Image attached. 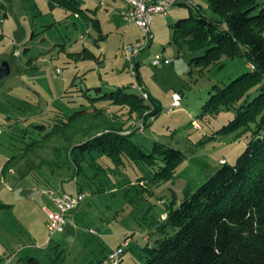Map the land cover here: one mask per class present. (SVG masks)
I'll use <instances>...</instances> for the list:
<instances>
[{
    "label": "rangeland",
    "instance_id": "1",
    "mask_svg": "<svg viewBox=\"0 0 264 264\" xmlns=\"http://www.w3.org/2000/svg\"><path fill=\"white\" fill-rule=\"evenodd\" d=\"M193 1L202 14L217 17L207 1ZM123 3L80 0L87 17L50 8L46 0L7 4V18L0 21V63L10 66L9 75L0 80V258L11 256L12 264H25L19 259L24 255L36 257L40 264H105L98 263L100 257L124 240L122 264H142V247L159 237L153 225L166 214V207L173 200L176 206L220 163L233 164L248 141V131L220 132L235 116L232 108L200 116L213 85L222 86L251 69L245 58L222 57L219 65L195 66L192 59L203 49L191 53L172 41V24L188 17L187 6L175 5L165 15H152L150 43L136 58L131 74L123 48L144 38L136 24L121 17ZM92 19H97L98 28ZM154 54L170 63L152 65ZM56 68L60 74L53 76ZM136 76L147 93L148 99H142L150 104L140 117L129 115L127 107L81 95L87 88L93 96L94 87L129 85ZM126 91L137 93L131 87ZM172 93L179 95L180 105L167 112ZM149 97L160 110L155 117L149 115ZM80 109L87 111L75 115L66 140L48 137L45 146H32L21 154L25 145L12 133L20 135L19 128ZM106 128L133 131L131 138L144 151L157 143L181 151L184 158L173 177L159 182L149 180L146 168L131 163L116 167L95 154L94 167L82 162V170L75 173L65 149ZM59 163L63 166L57 167ZM35 168L42 170L39 176ZM134 184L139 191L131 187ZM75 189L85 193L84 199L67 214L63 231L48 236L43 207H55L47 193Z\"/></svg>",
    "mask_w": 264,
    "mask_h": 264
},
{
    "label": "trees",
    "instance_id": "2",
    "mask_svg": "<svg viewBox=\"0 0 264 264\" xmlns=\"http://www.w3.org/2000/svg\"><path fill=\"white\" fill-rule=\"evenodd\" d=\"M205 1L217 17L202 14L198 7H187L188 17L172 24V41L178 49L185 47L191 53L203 49L201 55L192 59L195 66L202 68L219 65L222 57L245 58L251 69L222 86L213 85L208 99L201 105L200 116L232 108L235 116L220 132L248 131L249 138L233 164L220 163L211 176L194 191L185 193L176 206H172L173 200L166 207V218L153 225L159 237L154 238L152 244L146 241L142 247V264H264V3L259 0ZM10 2L0 0V21L7 18L6 7ZM46 2L50 8L58 6L76 16L87 17L86 9L80 8V0ZM91 22L92 26L99 27L97 19ZM134 82L141 86L137 76ZM134 82L115 89L94 87L93 96L87 88L81 95L88 100L127 107L129 115L140 117L150 104L137 89H134L137 93L126 91ZM149 100L152 103L149 115L155 117L160 110L150 97ZM99 109L92 110L98 113ZM86 111L80 109L71 116L59 113L54 121L32 123L30 128H19L20 135H11L24 143L21 151L24 154L32 146H45L48 137L56 135L66 140L75 115ZM125 131L127 129L106 128L84 141L64 146L73 171L79 173L82 162L86 161L94 167L95 154L110 159L116 167L131 163L146 168L153 182L173 177L177 164L184 158L181 151L157 143L144 151L131 138L133 131ZM35 169L39 176L42 170ZM141 181L139 177L138 182ZM131 187L139 191L135 184ZM106 253L98 263L107 264ZM19 259H24L25 264H40L39 259L30 255Z\"/></svg>",
    "mask_w": 264,
    "mask_h": 264
},
{
    "label": "built area",
    "instance_id": "3",
    "mask_svg": "<svg viewBox=\"0 0 264 264\" xmlns=\"http://www.w3.org/2000/svg\"><path fill=\"white\" fill-rule=\"evenodd\" d=\"M126 6L125 12L122 13L123 19L127 22L136 24L143 32L144 41H135L126 45L123 48L124 54L122 55L126 61L127 66L130 69L131 74H134L133 68L137 62L136 58L142 52V50L149 44L151 40L150 22L152 15L154 14H167L175 5H185L187 7H196L193 0H123ZM80 39L83 37L80 36ZM163 64H169L170 60L158 54H154L151 64L154 66ZM60 70L56 68L53 71V76L60 74ZM133 89H137L142 98L148 99L147 93L142 90L141 86H138L135 82L131 84ZM172 100L167 108V112L172 111L180 105V97L176 93H172ZM48 198L52 201L55 209L51 210L43 207V211L46 217V231L48 236H52L56 233L62 232L66 223L67 214L77 208L80 201L85 197V193L75 190L73 193H67L64 191L54 192L49 191L47 193ZM166 214L161 215L160 219L164 220ZM93 232V230H91ZM127 246V241L124 240L121 244L108 251L106 256L107 264H121L122 253ZM0 264H12V258L4 257L0 259Z\"/></svg>",
    "mask_w": 264,
    "mask_h": 264
},
{
    "label": "water",
    "instance_id": "4",
    "mask_svg": "<svg viewBox=\"0 0 264 264\" xmlns=\"http://www.w3.org/2000/svg\"><path fill=\"white\" fill-rule=\"evenodd\" d=\"M10 72V66L7 61H2L0 63V80L8 76Z\"/></svg>",
    "mask_w": 264,
    "mask_h": 264
},
{
    "label": "crops",
    "instance_id": "5",
    "mask_svg": "<svg viewBox=\"0 0 264 264\" xmlns=\"http://www.w3.org/2000/svg\"><path fill=\"white\" fill-rule=\"evenodd\" d=\"M124 4V3H123ZM47 208V207H46ZM48 209H50V208H48ZM14 254H12V256H13Z\"/></svg>",
    "mask_w": 264,
    "mask_h": 264
}]
</instances>
